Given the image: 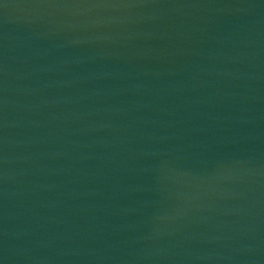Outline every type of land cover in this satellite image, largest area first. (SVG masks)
Returning a JSON list of instances; mask_svg holds the SVG:
<instances>
[{"label":"water","instance_id":"water-1","mask_svg":"<svg viewBox=\"0 0 264 264\" xmlns=\"http://www.w3.org/2000/svg\"><path fill=\"white\" fill-rule=\"evenodd\" d=\"M0 264H264V0H0Z\"/></svg>","mask_w":264,"mask_h":264}]
</instances>
